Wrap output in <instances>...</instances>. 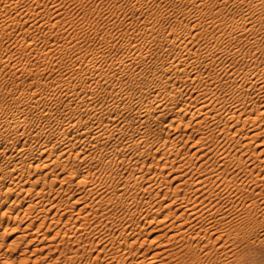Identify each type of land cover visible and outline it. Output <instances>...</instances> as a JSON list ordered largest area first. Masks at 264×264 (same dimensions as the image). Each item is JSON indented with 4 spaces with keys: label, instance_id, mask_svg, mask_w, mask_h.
<instances>
[{
    "label": "bare ground",
    "instance_id": "bare-ground-1",
    "mask_svg": "<svg viewBox=\"0 0 264 264\" xmlns=\"http://www.w3.org/2000/svg\"><path fill=\"white\" fill-rule=\"evenodd\" d=\"M15 1L11 0L9 6L6 3L0 5V34L4 37L7 32L10 33L7 29L22 28L24 23L28 24V26L21 32L30 28L37 30L43 24H46L43 17L34 18L33 12L30 13L29 11L30 14L23 12V9L13 4ZM30 1L35 6H42V3H45L44 0ZM116 1L118 0H114L112 5L122 11L121 14L127 18V21H124V25L117 29L118 34L125 37L123 41L121 40L123 39L122 37L120 39L121 42L118 41V43L120 42L119 49L121 48L120 55L106 58V55L109 54L108 48L113 45L111 43L112 34L108 30L104 34L100 32V47L88 52L89 54L77 52L73 56L70 55L68 62L62 59L65 53L71 49L70 45L60 44L57 55L54 56V53L47 47V50L44 51L40 47L38 48L33 46L34 44L28 43L31 40L22 46L32 50L36 57L41 58L38 61L32 60L33 62H28L27 65L22 64L23 66L18 67L19 63L17 64L18 66L13 61L10 63L11 52L0 60V67H9L15 75L11 86L14 91L10 89L13 92L9 94L13 105L8 107L0 106V139L10 140L12 138L4 147L2 146L3 148L0 146V226L6 216L9 220L12 218L13 222L17 220L18 223L16 222L17 225L15 227L23 229L24 232L17 234L13 238L15 239V244L22 239L27 240L25 246L34 241L38 245L33 243L34 247L30 246L33 248H27L30 249L28 250L29 253L30 251L34 253L38 250L42 254L46 252V255H49L50 252L59 251L55 258L63 257L61 252L65 248L61 247L62 241L74 237L72 243L78 242L76 245H80L79 242L82 241L80 237L81 229L86 225L88 214L97 211L87 201L88 193H92V198L96 199V203H98L97 206L102 202L111 203L115 199H118L122 204L125 203L127 206H133L131 213L128 215L130 216L131 214L130 219H133V225L135 224V226H126L119 231V235L116 238L106 239L111 248L114 251L117 249L118 252H115L117 261H110L111 256L115 253L106 260L107 256H104L106 251H102L104 253L102 254L104 256L102 259H105V264H114L115 262V264H223L224 258L230 254L228 250L231 249L228 247L231 245L227 247L228 249H225L227 251H218L222 242H219L220 234H218V229L215 227L213 229L212 227L213 221L217 218L224 219L230 216V213L228 214L227 211L221 210L222 206L216 209H211V206L209 208L203 199H196L197 195H199L197 193L205 192L207 194L204 196H211L212 194L214 195L212 193L214 188L222 187V191L225 189L226 193L228 192L223 194L230 197L232 194H235L236 197L244 194L239 200L236 199L237 203H234L233 198L231 206L242 204L246 207L244 209L247 219L256 220L251 212L252 209L260 207L262 217L264 216V190L263 188L254 190L256 185L259 184L260 186L262 184L264 175L260 176V171L264 170V165L259 167V172L257 171L260 174L256 173L257 175L255 174V176H252V174L247 175L245 172L247 169L252 170L249 164L252 163L251 160H254L249 158V154L247 158L250 163L242 168L244 169V172H242L247 177L244 182H238L235 179L237 174L233 175L235 169L232 168L230 171L227 170L232 174V176L230 175V180L229 178L228 180L227 178L223 179L221 175L225 168L226 159L231 157L230 161H232L234 167H237V165L244 163L241 161L243 151L239 150L242 153L240 158V156L235 155L228 156V150L224 152L223 150L225 149L223 147L222 150L220 148L218 151L215 150L216 152L213 150L217 154V156L213 155V159L215 157L217 161H215L216 166L211 163L212 161L214 162L213 159L205 158L206 151L211 146L205 148L206 145L204 147L203 143L199 142V139L211 134L216 139L222 137L221 139L235 141L237 147L239 145L238 149H240V147L251 143V140L259 134L257 130L258 120L264 119V67L258 68L256 67L257 64H254L255 66L251 64L253 67L244 68L245 70H242V67L240 68L241 70L234 68L235 66L233 68L227 67V58L239 57L242 49L231 45L229 43L231 39H228V44L225 43L221 36L224 33L231 38L235 37L237 31L244 30L247 27L254 34L257 31L261 32L253 27L252 18H254L256 10H259V8L261 10L264 9V0H179L180 3L178 5L171 2L168 4V0V2L163 0L161 6L150 12L148 11L149 0H122L127 3V8L116 5ZM51 3V5H54V9H59V3H56L55 0H52ZM227 3L236 5L238 9L241 8L243 10L241 12L243 14H240L243 16L239 17L241 20L230 21L231 23L225 22ZM29 5L27 6L31 9ZM32 7L34 8V6ZM10 9H12L11 12H14V15H11ZM34 9H31V11ZM59 10L57 11L59 12ZM257 12L260 11H256V14ZM134 13H137V15ZM179 15L194 17L195 20L191 23L183 24L178 20ZM115 16H118L117 13ZM170 17H174L175 21H178V25L174 23L166 29L161 19ZM256 17L260 22L262 17L259 15ZM59 22V19H54L49 24L51 27L53 25L56 27ZM248 23L251 26H247ZM56 29L58 30L59 28ZM212 30H215L214 32L217 31V34L208 37L207 35ZM262 30L264 31V29ZM94 32L96 35L97 29ZM78 34H75L76 37ZM260 35L259 33L258 36ZM85 36L87 37V34ZM201 37L204 40L198 42ZM23 41L25 40H18L14 43L17 45ZM232 41L234 44V40ZM255 43L257 42L254 38L249 43L250 50L247 49L248 54L253 57V51L256 49ZM249 44L248 46L246 45L247 48ZM158 45H164V47L169 45L170 48L166 47L167 49L162 51L160 49L159 53H155L156 50L153 48ZM171 47L175 49L173 48L174 50H172ZM251 49H253L252 52H250ZM16 50H20V47ZM261 52H264L262 48ZM149 59L152 61L151 64H148ZM15 63L17 62L15 61ZM55 65L59 67V69H56V74L53 72ZM61 65L64 66L62 67ZM46 74L53 76L48 82L44 80ZM24 75H31L36 82L23 84L18 79ZM123 77L127 78L129 84L120 79ZM140 81L143 83L140 84ZM177 82L180 84L177 85ZM254 97H260L259 100L262 99L259 102L254 101L251 110H243L242 106L246 105ZM97 99H100V101H97ZM176 107L179 111L176 110ZM28 111L35 118L34 122L26 119L27 116L25 117V115ZM252 112H254V115H251ZM245 123L247 125L249 123V125L246 128L247 130L244 131L243 126H245ZM190 124H193L192 128H188ZM186 129H189V131L186 132ZM151 133H163L164 137L157 135L160 136L161 140L159 139L160 141L158 140L154 145V143L150 142V138V141L146 138ZM193 134L199 138L189 144V147L193 148L192 151L190 152L188 149L187 151L179 152L180 147L178 145L181 142L185 144ZM48 137L51 142L50 140L48 141ZM240 138L244 139V141L240 140ZM262 141L263 139L256 143V146L260 149L258 154L263 155L259 162L264 161V141ZM14 144L17 147L12 148ZM232 145L234 146V144ZM8 148H11L10 151L7 150ZM127 152H130V154L141 153L143 155L162 152L163 156H161L164 161L161 164L159 161L157 162L156 165H161L159 170L155 169L152 174H148L150 170L145 169L147 168V165L145 166L146 157H142L141 160L135 157L136 159L131 162L135 167L131 178L119 186L118 192L108 190L110 189L109 184L111 186V183L117 182L116 180L113 181L115 178L112 175V168L119 162L132 160L133 156H124ZM179 153H181L179 155L180 158L177 160L178 164H180L179 166L182 167L184 164H188L189 170L191 168L195 169H193L192 174L185 170L183 174L179 172L174 174L173 171L176 170L177 166L175 161ZM171 154L173 156H170ZM258 154L253 155L257 156ZM185 155L195 157V161L193 158H191L193 161L187 160V157L184 158ZM30 158L33 159L31 160ZM202 158L210 160L211 165L216 167L210 166V163L208 164L206 160L204 164ZM100 160L103 162L102 171L96 173L90 170V167ZM74 161H76V165L72 166ZM30 164L34 165L35 168H46L44 179L39 174L31 177L30 171L26 169V166H30ZM68 164L71 165L67 167ZM168 164L171 167L166 171L163 170ZM203 164H208L210 167L203 166ZM156 165L155 167H157ZM57 166H60L58 172L50 180H47L46 176L52 174L53 168ZM238 169H241V167ZM170 176L172 177L170 180H177L176 184L173 187H171L172 185L163 186L166 180L171 183L167 179ZM162 181H164L163 185ZM56 182H59L60 186H63L66 182L71 183L74 188L72 189V194L76 195L74 202L81 204L78 213H71V205L63 198L62 193L65 190H57L53 187ZM184 184H189L191 188L189 186L184 188ZM252 184L254 187L251 188ZM177 187L181 189L183 187L186 192L189 190L193 194L187 196L185 191L181 194L176 189ZM17 189L26 190V193L23 196L19 195V191H16ZM229 192L233 193L230 195ZM138 194H140V197ZM213 195L211 197L214 198L215 196ZM128 196H130V202ZM207 198L210 199V197ZM237 209L234 207L232 211H238ZM162 210H165V212ZM69 211L70 213L64 218L63 216ZM239 212L241 211L239 210L236 213ZM50 213L51 220L48 222L50 224L43 229L47 221V214ZM135 214L138 215L136 217L139 219H134L135 217L133 216ZM204 216L207 222L204 220ZM62 217L64 218L63 220ZM200 217H203L202 219L209 226L204 223L205 226L202 225L200 227L199 225L198 227L197 223L201 221L198 222ZM127 218L125 219L127 220ZM231 219L233 221V218ZM57 220L61 223L60 227L51 237H48L46 235L47 230ZM140 220H143V223L139 226L138 222H141ZM154 222L156 225L149 227V231L146 224L150 225ZM128 223L126 222V224ZM160 223L161 225L159 226ZM127 228L128 231L126 232ZM153 228V233H150ZM145 230L149 231H147L149 233L148 237L142 236V232ZM228 233L224 237L228 236ZM58 236H60V239L56 238ZM203 236H207V240L200 241V237ZM104 238L102 239L104 240ZM45 239L46 243L43 242ZM146 241H148L147 247L140 251L138 248L145 244L144 242ZM15 244L14 247H11L16 248ZM93 244L95 245V243ZM107 246L103 247L101 245V248H106ZM222 246V249L226 247L225 244ZM73 247L68 249L71 254L69 256L65 254L63 257L69 262L74 259L73 254H77V248L74 249ZM90 247L92 248L93 245ZM134 248L136 250H133ZM9 249L11 251L10 246ZM25 249L20 250L25 252ZM113 249H111V253ZM232 251L234 250H231V253ZM95 255L97 256V254H94V258H96ZM39 257L40 254L31 259L35 261ZM27 258L23 256L19 261H26ZM112 258L114 259L113 256ZM233 258H235L234 255ZM79 259L81 260V258ZM40 260H42L41 257ZM92 260L93 258L91 261L87 259L81 264H95L93 262L97 261V258L94 261ZM0 261V264H4V261L7 260ZM45 264L47 263L45 262Z\"/></svg>",
    "mask_w": 264,
    "mask_h": 264
},
{
    "label": "rangeland",
    "instance_id": "rangeland-1",
    "mask_svg": "<svg viewBox=\"0 0 264 264\" xmlns=\"http://www.w3.org/2000/svg\"><path fill=\"white\" fill-rule=\"evenodd\" d=\"M10 1L11 0H0V5H2L3 3H6L7 4V6H9V4H10ZM51 1L52 0H44V4L42 3V6L41 5H38V6H35V4L33 3V4H31L32 2L30 1V0H16L13 4H16V6L17 7H19V8H21V9H23V12H25L26 14L27 13H29V11H30V13H32V14H34V15H38V16H34L33 15V17L35 18V17H43L44 19H45V23L46 24H43V26L41 27V28H39V29H26L25 31H22L21 32V30H24L25 28H27V26H28V24H26V23H24L23 25H22V28H18V27H14V29L12 28V29H7L10 33H8L7 32V35L9 36H7V35H5V37L2 35V34H0V60L1 59H4L10 52L12 53L11 54V57L9 58V60H10V63H11V61H13V63L16 65V66H18V67H20V66H23L22 64H28V62L30 63V62H33V61H38L39 59H41V58H38V57H36V55H35V53L32 51V50H29L27 47H23L22 45L23 44H26L29 40H31L30 42H28V43H31V44H34L33 46H36V47H40L41 49H43L44 51L45 50H47V48L48 49H50L51 51H52V53H54V56L55 55H57V51L59 50V47H60V44L62 45L63 43H65V44H68V45H70L71 46V49H69L66 53H65V55H64V57H63V59L62 60H66V62H68L69 61V58H70V55L71 56H73V54H76L77 52L78 53H84V54H89L88 52H92V51H94L95 49H97L98 47H100L101 46V42H100V40H99V38H100V35H101V33L100 32H102V34H104V32L105 31H108L109 30V33L110 34H112V40H111V43L113 44L112 45V47L110 48H108V51H109V54H107L106 55V58H110V56H117V55H120L121 54V48L119 49V43L121 42L120 41V39H121V37L123 38V39H121L122 41L125 39V37L124 36H122V35H119L118 34V31H117V29H118V27H122L123 25H124V21H127V18L125 17V16H123L122 14H121V12L122 11H120V10H118L116 7H114L112 4H114V0H55V2L56 3H59V9H54V5H51L52 3H51ZM162 1L163 0H149L148 1V5H149V12L151 11V10H153V9H155V8H158L159 6H161L162 5ZM165 1H167V0H165ZM169 1V2H168ZM167 2H168V4H170V2L173 4V3H176L177 5L180 3V1L179 0H168ZM29 4H31V5H29ZM116 5H121V6H123L124 8H127L128 7V5H127V3L126 2H124V1H122V0H118V1H116V3H115ZM27 5H29V6H31V9H34V10H32L31 11V9H29V7L27 6ZM112 5V6H111ZM229 5H231V6H229ZM32 6H34V8L32 7ZM228 6H229V9H228ZM236 5H232V4H228L227 3V6H226V11H225V22L226 23H231V22H236V21H239V20H241L240 18L243 16V15H240V14H243V13H241V12H243V10H241V8L240 9H238V7L236 8L235 7ZM231 7H232V9H231ZM29 10H28V9ZM236 8V9H235ZM27 11H26V10ZM114 9V10H113ZM117 9V10H116ZM57 10H59V12L57 11ZM235 10V11H234ZM12 11V9H10V13H12L11 15H14V12H11ZM117 11V12H116ZM233 11V12H232ZM237 11V12H236ZM256 11H260V12H257V14H256ZM255 12H254V18H252V24L254 25L253 27L255 28V29H257V30H260L261 32L263 31L262 29H264V22H263V18H264V9H260L259 8V10H256ZM22 12V13H23ZM41 12V13H40ZM120 12V13H119ZM229 12V13H228ZM235 12V13H234ZM29 13V14H30ZM40 15H39V14ZM115 13V14H114ZM116 13H117V17L115 16L116 15ZM230 13H233V14H230ZM47 14V15H46ZM59 14V15H58ZM135 14V13H134ZM228 14H229V16H228ZM52 15V16H51ZM135 15H137V13L135 14ZM227 15V16H226ZM232 17H231V16ZM261 16L262 18L260 19L261 21L259 22V19H257V17L256 16ZM47 16V17H46ZM115 16V17H114ZM234 16V17H233ZM124 17V18H123ZM228 17V18H227ZM232 18V20H230L231 18ZM240 17V18H239ZM256 17V18H255ZM49 18V19H48ZM50 18H51V20H50ZM54 19H59L60 20V22H59V24L58 25H56V27H55V25H53V27H54V29H53V27H51V25L49 24V22L50 21H52V20H54ZM113 19V20H112ZM124 19V20H123ZM226 19H228V20H226ZM256 19H257V21H256ZM47 20L49 21L48 23H47ZM178 20H180L183 24H187V23H191V22H193L194 20H195V18L194 17H188V16H184V15H179V17H178ZM249 20H251V19H249ZM107 21V22H106ZM110 21V22H109ZM228 21V22H227ZM231 21V22H230ZM161 22L164 24V26H166V29H167V27L168 26H170V25H172V24H176V25H178V21L176 20L175 21V18L174 17H170V18H162L161 19ZM259 22V23H258ZM28 23V22H27ZM250 24H251V22H249ZM247 24V26H251L250 24ZM260 23H261V26H260ZM0 24H1V20H0ZM75 24V25H74ZM259 24V25H258ZM70 25H73V26H70ZM95 25V26H94ZM114 25V26H113ZM257 25H258V28H257ZM50 26V27H49ZM112 26V27H111ZM246 26V27H247ZM259 26H260V28H259ZM44 27V28H43ZM106 27V28H105ZM48 28V29H47ZM56 28H59L58 30L56 29ZM76 28V29H75ZM97 29V33H96V35H95V29ZM99 28H101L100 30H99ZM103 28V29H102ZM50 29H51V31H50ZM94 29V30H93ZM225 29V28H224ZM12 30V31H11ZM30 30V31H29ZM34 32H33V31ZM39 30H40V32H39ZM42 30H43V32H42ZM84 30H86V31H84ZM216 30V29H215ZM215 30H212L207 36L209 37L210 35H216L217 34V31L216 32H214ZM250 29L247 27V28H245L244 30H239L240 31V33H239V31H237V33H236V36L235 37H229V36H227V34H224L223 33V35L221 36L222 37V39H223V41L225 42V43H227V42H229L228 41V39L230 40L231 39V41L229 42L231 45H235V46H238V47H240L241 49H242V51L240 52V54H239V57L238 56H235V57H228L227 58V60H226V65H227V67H230V68H233L234 66V68H238V69H240L241 67H242V70H245L247 67H250V66H252L253 67V65L255 64H257V66L256 67H258V68H263L264 67V52L262 53L261 52V48H262V51H264V31L261 33V32H259V31H257L256 32V34H254L253 32H252V30H250ZM1 31V30H0ZM20 31V32H19ZM36 31V32H35ZM53 31V32H52ZM76 31V32H75ZM245 31V32H244ZM6 32V31H5ZM31 32V33H30ZM35 34H33V33ZM39 32V33H38ZM85 32V33H84ZM118 34H116V33ZM244 32V33H243ZM12 33V34H11ZM78 33H81V34H78ZM83 33H84V35H83ZM213 33V34H212ZM245 33H247L246 35H245ZM249 33H252V34H250L249 35ZM259 33L262 35H260V36H258L259 35ZM78 34V36L76 37V35ZM87 34V37L85 36ZM90 34V35H89ZM116 36H115V35ZM75 35V36H74ZM92 35V36H91ZM99 35V36H98ZM238 35V36H237ZM249 37H248V36ZM252 35V36H251ZM257 35V36H256ZM11 36V37H10ZM23 36H25V37H23ZM80 36V37H79ZM239 36H241V37H239ZM19 37H21V38H19ZM22 37H23V39L25 40V41H23V42H21V43H19V44H17V45H15V43L14 42H16V41H21V40H23L22 39ZM32 37V38H31ZM79 37V38H78ZM117 38V40H116V38ZM227 37V38H226ZM239 37V38H238ZM16 38H18L17 40H15ZM73 38V39H72ZM75 38V39H74ZM77 38V39H76ZM86 38V39H85ZM89 38H91V39H89ZM235 38V39H234ZM247 38H248V40H247ZM254 38H255V41L257 42V43H255V46H256V49H254V51H253V49H251V51L250 52H254V57L252 56V55H249L248 54V50H250V42L251 41H253L254 40ZM259 38V39H258ZM14 39V40H13ZM21 39V40H20ZM72 39V40H71ZM79 39V40H78ZM84 39V40H83ZM256 39H258V40H256ZM11 40V41H10ZM95 40V41H94ZM99 40V41H98ZM115 40H116V42H115ZM204 40V38L203 37H201L199 40H198V42H202ZM232 40H234V44H233V41ZM247 41V43H245L246 41ZM251 40V41H250ZM261 40V41H260ZM9 41H10V43H9ZM13 41V42H12ZM74 43V45H73V43ZM77 41V42H76ZM87 41V42H86ZM118 41H120L119 43H118ZM243 41V42H242ZM249 41V42H248ZM68 42V43H67ZM115 42V43H114ZM236 42V43H235ZM258 42H259V44H260V48H259V44H258ZM11 43H13V44H11ZM50 43V44H49ZM76 43H77V45H76ZM118 43V44H117ZM241 43V44H240ZM36 44V45H35ZM44 44V45H43ZM57 44H58V46H57ZM79 44V45H78ZM98 44V45H97ZM228 44V43H227ZM240 44V45H239ZM248 44H249V47L247 48V46H248ZM257 44H258V46H257ZM76 45V46H75ZM116 45V46H115ZM247 45V46H246ZM55 46V48H53ZM58 47V49H56L57 47ZM74 46H75V48H74ZM262 46V47H261ZM18 47H20V50H16V49H18ZM44 47V48H43ZM47 47V48H46ZM164 47V45L163 46H160V45H158V46H154V48L153 49H155L154 51H155V53H159L160 52V49H161V51L162 50H165V49H169L170 48V46L168 45V46H165L164 47V49H162ZM167 47V48H166ZM230 47V46H229ZM258 47V48H257ZM52 48V49H51ZM72 48H74V49H72ZM172 48V50H174L175 48L174 47H171ZM174 48V49H173ZM159 49V50H158ZM176 49H177V45H176ZM248 49V50H247ZM15 50H16V52H15ZM54 50V51H53ZM87 51V52H86ZM245 51V52H244ZM247 52V53H246ZM16 53H18V54H16ZM256 53V54H255ZM13 54H15V55H13ZM221 54H223V53H221ZM242 54V55H241ZM244 54V55H243ZM13 56H14V58H13ZM17 56V57H16ZM256 56V57H255ZM243 57V58H242ZM261 57V58H260ZM232 60H231V59ZM29 59H30V61H29ZM33 60V61H32ZM57 60H59V59H57ZM234 60V61H233ZM256 60V61H255ZM263 60V61H262ZM15 61L17 62V63H15ZM27 62V63H26ZM258 62V63H257ZM19 63V64H18ZM98 63H99V61H98ZM152 63V61L149 59V63L148 64H151ZM18 64V65H17ZM21 64V65H20ZM251 64H253V65H251ZM14 65V66H15ZM77 65V64H76ZM238 65V66H237ZM254 65V66H255ZM25 66V65H24ZM62 67L64 66V65H61ZM260 66V67H259ZM262 66V67H261ZM59 69V67H56V65L54 66V69H53V72L55 73L56 72V69ZM245 68V69H244ZM55 70V71H54ZM241 70V69H240ZM150 72V71H149ZM54 73H51L52 75H55ZM205 74V73H204ZM52 75H45L44 77V80L45 81H49L53 76ZM32 76L31 75H24V76H22L20 79H18L19 81H22L23 82V84H28L29 82L31 83H35L36 82V80H35V78L33 79V77L31 78ZM116 77V76H115ZM115 77H114V79H115ZM15 78V75L11 72V70H10V68L9 67H0V106L1 107H8V106H12L13 105V103H11L12 102V99H11V95H9V94H12V92L14 91V89H13V87H11L12 86V81H13V79ZM49 78V79H48ZM120 79H122L123 81H126V84H129V82H127V78H125V77H123V78H120ZM43 79H42V81H44ZM143 81V80H142ZM143 82H141L140 81V84H142ZM177 85L178 84H180L179 82H177L176 83ZM8 89H9V91H8ZM10 89H12L11 91H10ZM9 92V93H8ZM15 94L16 95H18L16 92H15ZM14 95V94H13ZM260 98V97H259ZM259 98H257V97H254V99H252V100H250V101H248L247 102V104L246 105H243L242 106V109L243 110H245V111H249V110H251V107L253 106V102L254 101H256V102H259L260 100H259ZM97 101H100V99H97ZM10 102V103H9ZM248 106H250V107H248ZM176 110L177 111H179L178 109H177V107H176ZM28 113V114H27ZM26 113V115H25V117H26V119L27 120H29V121H32V122H34L35 121V118L33 117V116H31V112L30 111H28ZM251 115H254V112H252L251 113ZM260 120V119H259ZM258 120V128H257V130H258V132H259V134L257 135V137H254L251 141V143H248V144H246V145H244L243 147H240V149H238V147H239V145H238V147H237V144L235 143V141H231V139H228V140H230V141H228V140H226V139H221V138H218V139H216V137L215 136H213V135H209L208 134V136L207 135H205V137L203 138V140H201V139H199V142L202 144L203 143V145H204V147H205V145H206V147L205 148H208V147H210V148H208V151H209V149H210V151L208 152V151H206L207 152V154H205L206 155V157L205 158H209L210 160L211 159H213V155H215V156H217V154L216 153H214V151L216 150V151H218L219 150V148L222 150V147H223V149H225V150H223L224 152L225 151H227V153L229 152V155L228 156H233V155H235V156H240V158H241V161L242 162H244V163H242L241 165L239 164V165H237V167H234L233 166V163H232V161H230V158L231 157H228L227 159H226V161H225V168L223 169V173H222V177L221 178H223V179H225V178H227V180H228V178H229V180H230V177L232 176V174L231 173H229V171L230 170H232V169H235L234 171H233V175L236 173L237 175L235 176V179L238 181V182H241V181H243L244 182V180L245 179H247V177L244 175V169H242L244 166H247L246 164H248V163H250V160L247 158L248 156H249V154H250V156H249V158L250 159H254L253 161L251 160V162L253 163H250L249 164V167H252V170H250V169H247V171L245 172L247 175H250V174H252V176H255V174L257 173V171L259 172V167L262 165H264V163H262V162H264V161H261V162H259V159L260 158H262V156L263 155H259L258 154V151L260 150L259 149V147H257L256 146V143L257 142H259L260 140H262L263 139V141H264V132H263V130H264V119H261V120H263V121H259ZM257 122V121H256ZM260 124V125H259ZM245 126H243L244 128H243V130L245 131V130H247L246 128L248 127V125H249V123H248V125H247V123H245L244 124ZM192 126H193V124H190L189 126H188V128H192ZM263 126V127H262ZM195 127H197V126H195ZM262 128V129H261ZM187 131H189V129H186V132ZM263 132V133H262ZM197 133V132H196ZM151 135V136H150ZM157 135H160V136H163V133H157V134H148L147 135V140H149L150 141V139H151V141L150 142H152V143H154V145L158 142V140L160 139V136H157ZM198 136H199V134H198ZM211 136V137H210ZM164 137V136H163ZM196 137V138H195ZM261 137V138H260ZM11 138V137H10ZM10 138H8V139H10ZM150 138V139H149ZM198 138L199 137H197V135H195V134H193V136L192 137H190L189 138V140H187L186 141V145L184 144V142L182 143H180V145H178V147H180V151L179 152H184V151H187L188 149H189V151L191 152L192 151V149L193 148H191V147H189V144L190 143H192V141L193 140H198ZM210 138V139H209ZM12 139V138H11ZM11 139L10 140H4V138H2V139H0V146L2 147H4V145L6 144V143H8L9 141H11ZM48 139V141L50 140V142H51V139L48 137L47 138ZM154 140V141H153ZM161 140V139H160ZM159 140V141H160ZM207 140V141H206ZM217 141V144H216V141ZM222 140H224V141H222ZM240 140H242V141H244V139H241L240 138ZM204 141V142H203ZM221 141V142H220ZM262 141V142H263ZM213 142V143H212ZM215 142V143H214ZM234 142V143H233ZM205 143V144H204ZM228 143V144H227ZM232 144H234V146L232 145ZM209 145V146H208ZM220 145V146H219ZM224 145V146H223ZM15 146H16V144H14V147H12V148H15ZM218 146V147H217ZM233 146V147H232ZM0 147V148H1ZM2 147V148H3ZM17 147V146H16ZM225 147V148H224ZM235 147V148H234ZM237 147V148H236ZM228 148V149H227ZM231 148V149H230ZM10 149L11 148H8L7 150L8 151H10ZM229 149H230V151H229ZM237 149V150H236ZM214 150V151H213ZM232 150V151H231ZM243 151V155L241 156V152L240 151ZM211 151H213V152H211ZM215 151V152H216ZM235 153H234V152ZM246 151V152H245ZM254 151V152H253ZM208 153H211V154H208ZM230 153H232V155H230ZM252 153V154H251ZM136 154H137V156H136ZM155 154V155H154ZM154 154H145V155H143V154H139V153H131L130 154V152H127V154H125L124 156H133L132 157V160L131 161H129V160H125V161H123V162H119L117 165H115L113 168H112V175L114 176V180L113 181H117V182H113V183H111V186H110V184H109V188L110 189H108V190H113V192H118V190H119V186H121L122 184H124V183H126V181H127V179H129V178H131V175H132V173L135 171L134 170V165L131 163L133 160H135L136 158H138V159H142V157L143 158H145L146 159V164H145V166L147 167V168H145V169H149L150 171L148 172V174H152V172H153V170H155V169H157V170H159V167L161 166V165H156L157 164V162L159 161V163L161 164L162 163V161H164V158L162 157L163 155H162V152H158V153H154ZM226 154V153H225ZM255 154H258L257 156H254ZM139 155V156H138ZM162 155V156H161ZM178 155V158L176 157V161H175V165H177L176 166V170H174L173 172H174V174H176L177 172H179V173H184V170L185 171H188L189 173H191L192 174V172L195 170L194 168H191V170H189V168H188V164H184L182 167L181 166H179L180 164H178L179 162L177 161L179 158H180V156L179 155H181V153H179V154H177ZM209 155H211L210 157H209ZM245 155H247V156H245ZM145 156V157H144ZM170 156H173L172 154L170 155ZM188 156H190V155H188ZM187 155H185V157L184 158H186L187 160H192L193 161V159L195 158V157H188ZM208 156V157H207ZM136 157V158H135ZM158 157H160V158H158ZM252 157V158H251ZM254 157V158H253ZM256 157V158H255ZM149 158V159H148ZM189 158V159H188ZM191 158H193V159H191ZM31 160L33 159V158H30ZM203 159V161H204V164L207 162L208 164L211 162L210 160L208 161V159L206 160V159H204V158H202ZM201 159V160H202ZM249 161H248V160ZM256 159V160H255ZM152 160V161H151ZM157 160V161H156ZM205 160H206V162H205ZM214 162L212 161L211 163L212 164H214V165H216L217 166V164H216V160H215V157H214ZM230 162H229V161ZM36 161V160H35ZM194 161H195V159H194ZM216 161V162H215ZM201 162V161H200ZM38 164H39V162H37ZM153 163V164H152ZM155 163V164H154ZM190 163V162H189ZM211 163H210V166H214V165H211ZM152 164V165H151ZM203 164V166H209L208 164H206V165H204ZM219 164V163H218ZM259 164V165H258ZM69 165H71V164H68L67 165V167H69ZM76 165V161H74V164L72 165V166H75ZM102 165H103V162L100 160V161H97L96 162V164L95 165H93L92 167H90V170H92V171H95L96 173H98V172H101L102 171ZM155 165L157 166V167H155ZM228 165V166H227ZM144 166V167H145ZM148 166H150L149 168H148ZM169 166V167H168ZM179 166V167H178ZM209 166V167H210ZM216 166H214V167H216ZM224 166H222V167H224ZM171 166H170V164H168L167 166H165V168H163V170H167V169H169ZM228 167V168H227ZM241 167V169H238V168H240ZM59 168H60V166H57V167H54L53 168V171H52V174H48L47 176H46V179L47 180H50L52 177H54L55 176V174L58 172V170H59ZM152 168V169H151ZM202 168V167H201ZM232 168V169H231ZM26 169H28L29 171H30V175H31V177H33V176H36V175H40V177L42 178V179H44V174H45V171H46V168H42V167H40V168H35V166L34 165H32V164H30V166L29 165H27L26 166ZM182 169V170H181ZM194 169V170H193ZM226 169V170H225ZM227 170H229V171H227ZM237 171V172H236ZM243 171V172H242ZM187 172V173H188ZM228 172V173H227ZM188 173V174H189ZM224 173H225V175H224ZM261 173V174H260ZM260 173H257V174H260V176L261 175H264V170H262V171H260ZM148 174H146V175H148ZM190 174V175H191ZM256 174V175H257ZM231 175V176H230ZM173 176V175H172ZM189 176V175H188ZM224 176V177H223ZM243 176H245L244 178H243ZM171 177V176H170ZM170 177H168L167 179H172V177L170 178ZM243 179V180H242ZM166 180V179H165ZM164 180V181H165ZM234 180V179H233ZM164 181H162V185H163V182ZM171 181V183H169V181H165L164 182V185L163 186H171V187H173V185L174 184H176V182H177V180L176 179H173V180H170ZM235 181V180H234ZM116 185V186H114V185ZM186 185H187V187H186ZM253 185V184H252ZM166 186V187H167ZM188 186H189V184H184L183 185V187L184 188H188ZM231 186V185H230ZM259 184L258 185H256V188L254 187V185L253 186H251V188L252 187H254V190L256 191V190H258V189H260V188H263V190H264V177H263V179H262V184L259 186ZM26 188H27V186H25ZM53 187L54 188H56L57 190H65L62 194H63V198L67 201V203L68 204H70L71 205V213H78V209H79V207L81 206V204L79 203V202H74V200H75V198H76V195L75 194H72V189H74L73 188V186L71 185V183L70 182H66V183H64L63 184V186H60V183L59 182H56L55 184H53ZM114 187H116L115 188V190H114ZM118 187V188H117ZM182 187V189L181 188H176V189H178V191L182 194L184 191H185V194H187V196H191L192 194H193V192H189V190H187V192H186V190H184V188ZM17 188H19V186H17ZM189 188H191L190 186H189ZM222 187H219V188H214L213 189V192L212 193H214V195L213 196H215L214 198L213 197H211V196H204V195H206L207 193H197V194H199V195H197V197L199 198H197L196 197V199L197 200H202L203 199V201H204V203H206V205L210 208V206H211V209L212 208H218V207H221L222 206V209L221 210H225V211H227L228 212V214L230 213V216H228V217H226V218H224V219H220V218H217L215 221H213V229H218V234H220V236H219V242L221 243V247L219 248V249H221V250H219L218 249V251H227V250H225L228 246H230V247H228L229 249H231V250H234V251H232V253H231V250H228V251H230L229 253V255L227 256V257H225L224 259V261H223V264H230L231 262H233V263H231V264H264V221H263V219H264V216L262 217V212H260L261 210H260V207H256V208H254V209H256V210H254V209H252V214H254V217H255V219L256 220H251V219H247V214L245 213L246 211H245V209H246V207L245 206H243L242 204L240 205V204H238L239 205V207H237V206H234V205H232L231 206V202H232V199L234 200V203L236 202V199H240L241 197H243V195L242 194H240V196H235V194H232L231 192H229L230 193V195H231V197L230 196H227V195H225V194H227L226 193V190L224 189L223 191H222V189H221ZM21 189V188H20ZM20 189H17L16 191H19V195H24L25 193H26V190H20ZM218 189H220V190H218ZM220 191H222V192H220ZM225 192V194H223ZM14 193H16V192H14ZM92 193H88V195H87V201H88V203H89V205H91V206H94L93 208L95 209V210H97L96 212H91L90 214H88V217H87V222H86V225L81 229V233H80V237H81V240L82 241H80L79 242V244L80 245H76L77 243L75 242L74 244L72 243V240L74 239V237H71L69 240H65V241H62V245H61V247H63V249L64 250H62V252H61V256H65V254L67 255V256H69V254H71L69 251H68V249L70 248V247H73V246H77V247H73L74 249H76L77 248V254L75 255V254H73L74 255V259L72 260V262L70 261L69 262V260H66L65 258H63V257H60V258H55L56 257V255H58L59 254V251H54V252H50L49 253V255L47 254L46 255V252H43V254L41 253V252H38V250H36L33 254L31 253V251H30V253H29V251L28 250H30L31 248H33L34 247V245H38V244H35V242L33 241V243H34V245H33V243L32 242H30V244H28V245H26L25 246V244H26V239H22V240H20V242H16V244L14 243V241H15V239H13V238H15V236L18 234H22L23 232H24V230L23 229H20L19 227L18 228H16L15 226L17 225V223H18V221L17 220H15V222H13V219L12 218H10V220L8 219V217L6 216V217H4V219H3V221H2V224H1V226H0V260H7V261H4V264H45V262L47 263V264H77V262H78V264H81V263H83L85 260H87V259H90V261H91V259L93 258V260L92 261H94V259H96L97 258V261H94L93 263H95V264H105L106 262H104L105 261V259L107 260V258H109L112 254H114L115 252L117 253L118 251H117V249H115V251H114V249L113 248H111V245L108 243V242H106V239L107 238H109V239H114V238H116L118 235H119V231L120 230H122L124 227H129V226H135V224L133 225V219H130L131 218V214H130V216L128 215L129 213H131V209L133 208V206H127L125 203L124 204H122L118 199H115V200H112L111 201V203H106V202H102L100 205H98L97 206V204L98 203H96L97 201H96V199H93L92 198V196L93 195H91ZM216 194H217V196H216ZM236 194H238V193H236ZM91 195V196H90ZM113 195V194H112ZM202 195V196H201ZM220 197H219V196ZM242 195V196H241ZM138 196L140 197V194H138ZM203 197V198H202ZM206 197V198H205ZM207 197H210V199H211V201H210V199L209 198H207ZM225 197V198H224ZM239 197V198H238ZM258 198H259V196H257ZM31 198V197H30ZM92 200H91V199ZM213 198V199H212ZM216 198V199H215ZM224 198V199H223ZM90 199V200H89ZM128 199H130V196H128ZM230 201H229V200ZM215 202H214V201ZM237 200V201H238ZM92 201H93V203H92ZM131 201V199L129 200V202ZM213 201V202H212ZM208 202V203H207ZM211 202V203H210ZM90 203H92V204H90ZM237 203V202H236ZM210 204V205H209ZM97 206V207H96ZM232 208H231V207ZM235 207V209L236 208H238L237 210L239 211H241V212H239V213H236V212H238V211H236V210H234V211H232L233 210V208ZM241 206V207H240ZM252 207V206H251ZM253 207H255V206H253ZM91 208V207H90ZM229 208H231V210H229ZM245 208V209H244ZM229 211H228V210ZM243 210V211H242ZM254 210V211H253ZM70 211L68 212V213H66L63 217L64 218H66L67 217V215L70 213ZM162 211H164L165 212V210H162ZM181 211V210H180ZM231 211V212H230ZM234 212H235V214H234ZM256 212V213H255ZM241 213H243V214H241ZM238 214V215H237ZM239 214H241V215H239ZM245 214V215H244ZM51 213L50 214H47V221H46V223H45V226H44V228L43 229H45L50 223H48L51 219ZM127 215V216H126ZM256 215V216H255ZM125 216V217H124ZM138 217V215H134L133 217H135L134 219L135 220H137V219H139V218H137ZM243 217V216H245V217H243V218H241V217ZM62 217V220L64 219ZM128 217V218H127ZM236 219H235V218ZM125 218H127V220L125 219ZM201 218V219H200ZM199 218V220H198V222L199 223H197V226L199 227V225H200V227H202V225H204L205 226V224H206V220H205V216H204V220L206 221H204L202 218L203 217H200ZM231 218H233V221H232V219ZM263 218V219H262ZM8 219V220H7ZM24 219V218H23ZM22 219V220H23ZM240 219H243V220H240ZM21 220V221H22ZM129 220H131V221H129ZM239 220H240V222H239ZM141 222H138L139 223V226H140V224H142L143 223V220H140ZM219 223H218V222ZM223 221H226V222H223ZM232 221V222H231ZM17 222V223H16ZM126 222L129 224H126ZM232 224H230V223ZM239 222V224H237ZM12 223V224H11ZM48 223V224H47ZM56 223H58V224H56ZM155 223V222H154ZM154 223H151L150 225L149 224H146L147 225V227L149 228H151L153 225H156V223L154 224ZM205 223V224H204ZM228 223V224H227ZM236 223V224H235ZM8 224V225H7ZM14 224V225H13ZM215 224V225H214ZM219 224V225H218ZM35 225V224H34ZM60 225H61V223H60V221H56L55 223H53L52 225H51V227H50V229H48L47 230V236L48 237H51L53 234H54V232L60 227ZM145 225V226H146ZM149 225V226H148ZM161 225V223L159 224V226ZM217 225V226H216ZM234 225V226H233ZM14 226V227H13ZM95 228H94V227ZM158 226V227H159ZM206 226H209V224L207 223L206 224ZM221 228H220V227ZM5 227V229H3ZM90 227V228H89ZM157 227V228H158ZM215 227V228H214ZM225 227H227V228H225ZM150 228H149V231H150ZM236 228V229H235ZM221 229V230H220ZM3 230H4V233H3ZM22 230V231H21ZM30 230V229H29ZM31 230H32V227H31ZM91 230V231H90ZM231 232H230V231ZM90 231V232H89ZM128 231V228H127V230H126V232ZM148 230H145V231H143L142 232V236L143 237H148L149 235V231L147 232ZM153 231H154V228L151 230V232L150 233H153ZM229 232L228 233V236H225L224 237V235L225 234H227V233H225V232ZM94 232V233H93ZM233 232V233H232ZM3 233V234H2ZM62 233V232H61ZM92 233V234H91ZM147 233V234H146ZM224 233V234H223ZM230 234V235H229ZM243 237H242V236ZM105 237V238H104ZM260 237V238H259ZM24 238H26V237H24ZM28 238V237H27ZM56 238H58V239H60V236H58V237H56ZM102 238H104V240L102 239ZM201 239H200V241H204V240H207V236H203V237H200ZM227 238V239H226ZM259 238V239H258ZM223 239V240H222ZM226 239V240H225ZM225 240V241H224ZM252 240V241H251ZM259 240V241H258ZM19 241V240H18ZM223 241H224V243H223ZM25 242V243H24ZM43 242H45L46 243V239H45V241H43ZM43 242H41V243H43ZM90 242H91V244H90ZM106 242V243H105ZM231 244H230V243ZM10 243H12V244H10ZM17 243H19V244H17ZM93 243H95V245L93 244ZM145 244H142V246H140L138 249L140 250V251H142L145 247H147V243H148V241H146V242H144ZM236 245H235V244ZM14 244H15V246H17L16 248H12L11 246H13L14 247ZM98 244V245H97ZM105 244V245H104ZM109 244V246H107ZM226 245V247L225 248H223L222 249V245ZM91 245H93V247L91 248L90 246ZM101 245L103 246V247H105V246H107L106 248H101ZM9 246H10V248H11V251H10V249H9ZM29 246V247H28ZM30 246H33V247H30ZM137 246V245H136ZM233 246V247H232ZM235 246V247H234ZM109 247V248H108ZM26 248V249H25ZM27 248H30V249H27ZM227 248V249H228ZM234 248V249H233ZM20 249H25V252H23L22 250H20ZM111 249H113L112 250V253H111ZM2 250V251H1ZM15 250V251H14ZM99 250V251H98ZM133 250H136V248H134ZM237 250V251H236ZM6 251H8V252H6ZM27 251V252H26ZM96 251V252H95ZM97 251H98V253H97ZM105 252V254L103 253V252ZM3 253V254H2ZM5 253H6V255H5ZM37 253V254H36ZM58 253V254H57ZM100 253V254H99ZM110 255H109V254ZM116 253L114 254V255H112L113 257H114V259L112 258V256H111V259H110V261L111 260H114V261H117L116 259H115V255H116ZM237 253V254H236ZM38 254H40V257H41V259L42 260H40V257H39V259H37L36 258V260L35 261H33L32 259L36 256V255H38ZM42 254V255H41ZM55 254V255H54ZM94 254H97V256H96V258H94L93 256H94ZM100 255V257H99V255ZM102 254H104V256L106 257L105 259H102V257L104 258V256H102ZM19 255V256H18ZM25 256V257H28L27 258V260L25 261V260H23V261H19V259L21 258V257H23V256ZM35 255V256H34ZM45 257H44V256ZM54 255V256H53ZM79 255H81L80 257H78ZM109 255V256H108ZM233 255H234V257L235 258H233ZM236 255V256H235ZM33 256V257H32ZM9 257V258H8ZM14 257V258H13ZM16 257V258H15ZM18 257V258H17ZM44 257V258H43ZM229 257H231L228 261H227V259L229 258ZM32 258V259H31ZM78 258V259H77ZM79 258H81V260L79 259ZM233 258V259H232ZM11 259V260H10ZM44 259V260H43ZM56 259V260H55ZM235 259H237V260H235ZM62 260V261H61ZM78 260V261H77ZM99 260V261H98ZM102 260V261H101ZM230 260H232V261H230ZM81 261V262H80ZM227 261V262H226ZM1 262V261H0ZM6 262V263H5ZM103 262V263H102ZM225 262V263H224ZM235 262V263H234ZM116 263V262H115ZM114 263V264H115Z\"/></svg>",
    "mask_w": 264,
    "mask_h": 264
}]
</instances>
